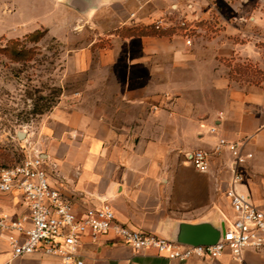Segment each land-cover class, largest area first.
Masks as SVG:
<instances>
[{"label": "crops", "instance_id": "crops-1", "mask_svg": "<svg viewBox=\"0 0 264 264\" xmlns=\"http://www.w3.org/2000/svg\"><path fill=\"white\" fill-rule=\"evenodd\" d=\"M71 1L82 8L56 0L69 14L66 28L79 31L87 25L94 32L87 46L71 55L73 79H88L72 90L70 102L61 101L47 126L44 147L54 140L56 147H38L51 182L63 196L79 210L107 200L118 221L163 238H175L180 222L219 226L221 216L234 215L226 195L232 155L227 148L215 150L218 137H224L252 153L241 165L237 189L264 211V84L240 83L223 64L234 56L260 61L263 53L255 41L259 34L246 31L238 18L212 24L206 7L197 11L201 20L196 25L213 30V35L201 34L187 44L170 22L161 31L152 27L170 7H181L193 18L194 0ZM259 23L264 27V20ZM125 29L145 32L127 35ZM103 35L107 39L100 46ZM243 35L249 39L238 40ZM163 59L170 62L167 71ZM148 75L149 82L139 81ZM162 75L172 76L176 86L190 92L180 97L181 91H173L177 102L187 100L185 112L154 111L157 104L149 101L169 89L160 81ZM174 102L165 105L176 108ZM212 125L217 133L210 132ZM88 139L104 141V146ZM195 149L209 152L207 171L188 161ZM50 162L56 164L55 173ZM0 213L16 218L27 208L17 193L0 194ZM17 236L0 229V264H60L59 256L42 251L14 256L11 240ZM80 255L84 264H233L229 250L219 257L169 258L153 249L135 250L113 233L84 235ZM243 264H264V249L246 248Z\"/></svg>", "mask_w": 264, "mask_h": 264}, {"label": "rangeland", "instance_id": "rangeland-1", "mask_svg": "<svg viewBox=\"0 0 264 264\" xmlns=\"http://www.w3.org/2000/svg\"><path fill=\"white\" fill-rule=\"evenodd\" d=\"M194 5H197V9L192 12L195 14L193 18L186 16L187 11L181 12V7H170V11L156 21L161 25L172 23L171 27L185 40V27H179L184 21L189 28L187 35L192 43L194 37L201 34L211 36L214 33L213 30L196 25L197 21L201 20V16H196L197 11L210 8L208 19L215 25L227 19L236 21L238 18L237 23L239 22L246 31L249 29L259 34L255 41L263 53L262 59L255 62L234 56L224 60L223 64L225 67L229 66L233 78L240 83L247 80L239 77L235 70L251 64L253 69L260 70L256 79L264 84V27L259 23L264 20V0H194ZM68 15L65 7L56 3V0H0V167L18 162L26 147L36 146L45 150L51 146L56 147L55 140L53 144L44 147L45 142L47 144L45 131L49 123L53 122L52 116L61 101L68 99L70 102L72 90L83 85V80L88 79L87 76L83 79H73L71 55L77 48L87 46L94 37V32L87 25L79 31L66 28L70 21ZM35 30L40 31L38 38H29ZM99 38V45L104 46L106 36ZM247 38L243 35L238 40L244 41ZM12 41L17 43L11 45ZM8 46L22 51L21 54L7 51ZM162 62L163 71H167L169 60L163 59ZM141 72L145 74V71ZM159 79L168 84L169 86H166L169 89L160 92L157 100L149 101L157 106L153 108L148 104V109L153 108L156 111L160 107L166 110L163 112L165 115H169L170 110L185 112L183 105L187 100L177 102L173 91H181L182 93L178 94L180 97L188 96L190 92L185 91L182 85L176 86L178 81L173 80L172 76L162 75ZM150 80L149 75L139 79L141 82ZM168 101H176L177 103H174L178 106L168 108L165 105ZM19 133H23L22 137ZM95 142L104 146V141H89L91 144ZM181 154L184 156V153ZM49 164L55 173L56 164Z\"/></svg>", "mask_w": 264, "mask_h": 264}, {"label": "built area", "instance_id": "built-area-1", "mask_svg": "<svg viewBox=\"0 0 264 264\" xmlns=\"http://www.w3.org/2000/svg\"><path fill=\"white\" fill-rule=\"evenodd\" d=\"M185 24L183 21L185 40L191 44ZM155 26H161L159 21H155ZM209 130L218 131L215 125ZM224 148L232 155L231 185L226 195L234 215L225 219L224 237L217 243L186 245L130 227L118 221L107 200L77 209L51 182L43 152L36 146L26 147L23 157L15 164L0 167V194L17 193L27 208V213L16 218L0 213V229L18 233L11 240L14 256L42 251L59 256L60 264H84L80 255L82 237L88 234L95 238L106 233H113L135 250L153 249L169 258L219 257L229 250L233 264H243L246 248L264 249V211L247 193L237 189L242 180L241 165L252 153L243 152L236 141L218 137L215 150ZM188 161L195 169L207 171L210 154L204 149H195Z\"/></svg>", "mask_w": 264, "mask_h": 264}, {"label": "water", "instance_id": "water-1", "mask_svg": "<svg viewBox=\"0 0 264 264\" xmlns=\"http://www.w3.org/2000/svg\"><path fill=\"white\" fill-rule=\"evenodd\" d=\"M69 3L78 8H82V6L75 3V1L70 0ZM19 135L22 137L23 133H19ZM189 155L190 153L188 156ZM225 230L226 221L222 216L219 226L214 225L210 221H202L198 223L180 222L176 237L165 239L186 245L214 244L221 241L224 237Z\"/></svg>", "mask_w": 264, "mask_h": 264}, {"label": "trees", "instance_id": "trees-1", "mask_svg": "<svg viewBox=\"0 0 264 264\" xmlns=\"http://www.w3.org/2000/svg\"><path fill=\"white\" fill-rule=\"evenodd\" d=\"M180 28H183L184 26L179 25ZM152 29H154L155 31H161L164 28H162L161 26L156 27L155 24L153 25ZM145 31L143 29H139V31H135L134 29H125L124 31H122L123 34H127V35H132V34H143ZM40 34V31L35 30L34 32H32L28 37L29 38H34L37 39L38 36ZM16 41H12L11 45L16 44ZM6 50L10 51L11 53H17V54H21L22 51L16 50L13 46H8L6 47ZM235 72L237 74H239V77H242V79H246L247 81H250L252 83L255 84H262L263 81L257 80V74L260 73L259 69H253L251 64L246 65L245 68H239L236 69ZM230 75L232 76V71H230ZM233 77V76H232Z\"/></svg>", "mask_w": 264, "mask_h": 264}]
</instances>
